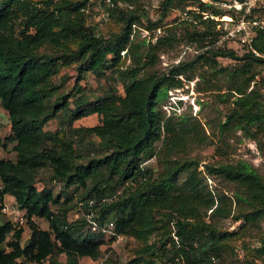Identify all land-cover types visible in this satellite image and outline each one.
Returning a JSON list of instances; mask_svg holds the SVG:
<instances>
[{"label":"trees","instance_id":"obj_1","mask_svg":"<svg viewBox=\"0 0 264 264\" xmlns=\"http://www.w3.org/2000/svg\"><path fill=\"white\" fill-rule=\"evenodd\" d=\"M138 1L102 3L115 28L105 37L88 21L95 7L90 0H0V102L16 141V159H0V214L10 196L30 229L23 245L24 226L0 225V245L9 249H0V264H59L62 255L66 264L98 259L107 239L88 232L89 214L139 243L130 260L114 264H239L227 257L237 254L232 242L264 219V176L245 160L205 163L200 170L201 162L187 154L194 144H215L203 122L160 108L170 90L196 77L198 91L219 89L211 79L223 80L227 92L219 97L232 106L218 125L221 140L241 131L264 152V59L221 42L217 22L196 13L195 22L178 16L177 25L155 40L135 42V27L155 32L173 10L212 7L201 0H162L152 21ZM182 42L195 53L156 68L159 54ZM220 59L236 65L222 66ZM71 69L74 86L63 93L71 80L64 71ZM88 74L111 78L123 92L111 84L90 96L81 84ZM91 116L98 117L96 124H75ZM53 120H60L59 128L46 129ZM207 176L233 184V195L212 189ZM74 209L80 216L69 220ZM229 217L241 221L242 232L220 227ZM35 218L45 219L48 229ZM259 243L244 245L251 264H264L263 235Z\"/></svg>","mask_w":264,"mask_h":264},{"label":"rangeland","instance_id":"obj_2","mask_svg":"<svg viewBox=\"0 0 264 264\" xmlns=\"http://www.w3.org/2000/svg\"><path fill=\"white\" fill-rule=\"evenodd\" d=\"M93 4L94 10H90L91 15L88 17V21L90 24L97 25L99 30L104 34L105 37L110 35L115 28L111 25H108V16L107 12H105V6L108 5V0H90ZM106 1V2H105ZM113 1V0H112ZM162 0H139V4H142L146 15L152 21L156 20L159 16V8ZM102 3L106 4L103 5ZM122 5V4H120ZM125 6V5H124ZM111 7V6H110ZM133 7V6H132ZM135 7V6H134ZM178 10H173L168 18H166L165 24L163 27L158 28L155 32H149L144 28L138 29L135 27L133 40L138 42L140 40L146 39L147 41L155 40L157 36L163 34L168 27H174L177 23H174V18L178 17ZM179 22V21H178ZM154 35V36H153ZM238 49L236 46H234ZM145 48V47H144ZM143 48V49H144ZM239 50V49H238ZM241 51V50H240ZM184 52H186L184 54ZM194 48L187 46L185 42H182L176 45L173 49H167L162 51L159 54V60L157 62L156 68L159 70H164L168 68L169 65L175 63L179 59L183 57H191L193 55ZM183 56V57H182ZM220 65L234 67L236 62H233L228 59H220ZM68 73V76L71 77V80L63 86L62 92L67 93L68 90L73 88L74 86V78L75 73L74 70L71 69L69 71H64ZM213 80V81H212ZM197 81L199 78L196 77L194 80L190 82H185L184 86L179 89H172L168 92V97L160 104L161 110L165 113L169 114L172 109L169 106H173L177 109V113H190L193 116L199 118L201 122L204 124V128L211 137V140H214V145H202V144H194L187 154L188 158H195L201 162L200 170L204 169L202 164L205 163H218V162H230L235 163L239 160H245L251 163L259 173L264 176V152L262 150L261 145L258 141L246 138L243 136L241 131H231L226 136V139L221 140V136L219 134V123L225 119V114L228 109L232 106L231 102L223 103L221 101L220 95L227 92L226 84L222 80L217 81L216 79H211L212 85L216 87H221L219 89H209L208 86L204 91H198ZM86 93L90 96L92 94H101V91L104 88H108L111 84L116 86L120 92L122 93V87L119 83H114L111 78L105 79L101 78L100 80L93 74H88L86 78L81 83ZM210 85V86H212ZM205 85H200V87H204ZM173 98L175 100L173 101ZM178 105V107H177ZM168 107V109H166ZM98 122L97 116H91L88 118H84L80 121H77L75 124L80 126H91ZM60 120L51 121L46 129L48 130H56L59 128ZM11 123L9 119L8 113L2 108L0 102V159H16V154L14 151V146L16 141L11 139ZM99 144V140L96 139ZM264 142V137L261 139ZM222 147L219 153L215 152L216 146ZM150 164L157 167L156 160L150 161ZM43 174V173H42ZM49 176L48 173L42 175V178ZM185 178V174L181 175L180 182H182ZM207 182L210 187L217 192H225L229 196L233 195L234 185L222 180L221 178L207 176ZM39 188L42 187V184H38ZM54 190L55 194H59L61 192V186L58 184L49 185ZM5 206L6 211H3V214H0V225L4 224L7 221H12L15 226H24L25 233L23 236V245L27 242L29 238L30 229L27 227L26 218L24 211L20 210L15 205L14 198L10 196L5 197ZM56 209V206H53ZM238 213V208L236 204L233 207V215ZM80 213L76 209L72 210L69 213V220H74L79 218ZM23 220V221H21ZM35 221L39 224L43 229H48L49 224L45 219L35 218ZM241 221L234 220L233 217H229L227 219H223L219 222L220 227L223 229H228L234 232H242L240 230ZM264 236V219L261 220L257 227L248 226L244 229V232L240 234V236L232 242L234 249L237 254H228L227 257L229 260H233L234 262H238L239 264H251L252 256L244 249V245L258 246L260 236ZM157 237L152 238L154 240ZM106 244H104L102 248L103 254L98 259L94 260L90 257L82 258L79 264H98L100 260L108 258L106 264H114V262L124 263L130 260L133 256L134 250L138 248L139 243L135 240L129 239L124 236H118L115 239L107 238ZM4 248L9 250L6 245H0V249ZM110 248V249H109ZM108 249L110 250L109 252ZM107 250V251H105ZM105 251V252H104ZM59 264H66V257L64 255L58 257ZM256 264H262L261 261H256ZM35 264V263H29ZM48 264V261L45 262ZM161 264V263H159Z\"/></svg>","mask_w":264,"mask_h":264},{"label":"built area","instance_id":"obj_3","mask_svg":"<svg viewBox=\"0 0 264 264\" xmlns=\"http://www.w3.org/2000/svg\"><path fill=\"white\" fill-rule=\"evenodd\" d=\"M211 8L203 10L198 4L188 5L185 10H178L177 15L188 22H195L193 13L201 14L204 19H214L216 28L221 32V42L227 41L232 47L247 51L264 59V0H201ZM106 2V1H105ZM108 5L113 7L114 2L108 0ZM215 9V11H213ZM235 48V47H234ZM236 49V48H235ZM126 52H122L124 56ZM186 52H184L185 54ZM183 57V56H182ZM180 59L177 62H179ZM175 98H173V101ZM172 111L178 108L169 106ZM178 107V105H177ZM168 109V107H166ZM171 111V112H172ZM169 112L168 115L171 114ZM6 206L3 211H6ZM23 221V220H21ZM90 234H104L105 238L118 237L113 222H105L101 225L93 214L87 216ZM105 259L99 261L103 264ZM215 262V259L212 258Z\"/></svg>","mask_w":264,"mask_h":264}]
</instances>
